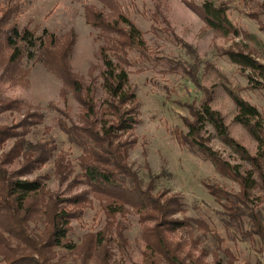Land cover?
<instances>
[{
    "label": "rangeland",
    "instance_id": "374dc122",
    "mask_svg": "<svg viewBox=\"0 0 264 264\" xmlns=\"http://www.w3.org/2000/svg\"><path fill=\"white\" fill-rule=\"evenodd\" d=\"M188 1L199 6L208 0ZM209 1L227 6L237 34L210 28L187 0H118L142 31L145 53L132 52L127 66L138 96L139 122L111 140L138 187L162 206L176 197L175 207L170 202L158 211L148 197L129 191L130 181L124 184L127 189L111 187L102 193L83 168L92 162L80 142L86 135L83 129L98 131L108 98L98 79L103 40L99 30L87 23L85 6L104 10L110 19L112 11L99 0H0V17L5 8L15 7L8 23L35 29L37 36L48 30L61 37L74 28L77 40L69 66L84 90L89 85L95 88L97 114L86 118L75 92L64 91L63 81L38 60L37 48L21 61V70L14 75L18 79L0 65V99L8 103L0 113V125L16 134L0 141V157L16 146L5 166L18 178L39 179L45 185L35 208L52 202L53 209L70 212L67 237L49 253L48 264H173L172 256L185 264H264V175L251 161L258 143L235 120L238 109L228 91L255 105L264 125V82L258 83L262 79L256 72L223 54L230 48L241 50L264 63V0ZM192 66L200 85L186 74ZM205 101L221 113L229 136L247 152L226 141L210 123L196 124L201 129L191 144L182 141L189 133L188 123H196L194 111ZM70 129L78 134L76 138L68 133ZM198 142L239 165L242 172L253 171L257 186L249 201L239 200L240 184L218 172ZM98 152L103 163L112 157ZM215 188L219 196L213 194ZM36 217L29 221L34 235L46 226L45 215ZM172 221L183 225L175 227Z\"/></svg>",
    "mask_w": 264,
    "mask_h": 264
},
{
    "label": "trees",
    "instance_id": "16d2710c",
    "mask_svg": "<svg viewBox=\"0 0 264 264\" xmlns=\"http://www.w3.org/2000/svg\"><path fill=\"white\" fill-rule=\"evenodd\" d=\"M99 1L112 11L114 18L110 19L104 10L90 5L85 6V17L88 24L99 30L98 37L103 40L99 47V59L101 60L102 69L98 79L101 80L100 85L108 98L103 102L104 106L98 131H92L89 128L83 129L86 134L84 136H88L93 141L89 144L90 140L84 137V140L88 143L86 145L83 139L80 140L87 147V157L90 161L92 160L91 163H84L83 165L85 176L92 185H97L96 187H99L102 193H108L111 187L127 189L124 184H126V181L127 183L130 181L133 189L129 191L134 192L136 190L144 198L148 197L149 200H152L150 206L154 209L158 211L163 210V208L167 209L170 202L175 207L176 197L167 200L166 205L162 206L159 201L157 202L149 196L147 191L138 187L136 176L122 162V154L117 146H113L114 143L111 139L117 136L119 131L129 132L139 122L138 96L136 91L131 88L127 66L131 64L129 56L132 52H139L140 55L145 53V41L142 31L122 9L118 0ZM187 2L200 13L210 28L224 35L239 32L228 20L225 4L217 6L214 2L208 0L197 6L191 1L187 0ZM14 10L15 7L13 10L5 8L4 16L0 17V65L5 67V73L13 79H18L14 75L17 74V70H21L19 68L21 61L27 54L32 55L33 49L37 48L38 60L63 81L64 91L72 89L78 96L85 108L84 116L89 118L96 115L95 88L89 85L84 90L82 80L72 72L69 66L68 57L77 40L75 29H70L61 37L48 30H44L42 35L37 36L35 29L28 26L20 28L17 24L10 25L8 23ZM223 54L243 69H251L256 72L262 79V82L258 81V83L264 82V63L252 54L231 48L224 50ZM185 71L200 85L199 78L195 73L196 66L189 67ZM22 74L21 76H25L27 73ZM251 79H253L252 76ZM94 82H97L96 78L93 79ZM83 91H85V96L81 95ZM228 91L238 109L235 120L244 125L258 143L257 154L251 156V161L263 176L264 125L261 113L255 105L249 103L232 89L228 88ZM7 105L8 103L5 100L0 99V113L8 109ZM193 115L196 118V123H188L189 133L182 137V141L188 139V144H191L192 137L198 133L201 125L210 123L226 141L234 144L243 152H247L241 144L229 136L223 116L220 112L212 109L208 101H205L200 109L194 111ZM196 124L200 127H197ZM68 133L73 138L78 135L72 129ZM14 135L16 134L0 125V141L14 137ZM106 144L109 145V149L104 146ZM199 144L200 151L214 163L218 172L240 184L242 194L239 200L243 203L249 201L251 198L250 191L257 186L253 171L242 172L239 165L222 159L211 147L205 146L201 142ZM16 149V146H14L9 153L4 155V158L0 157V264H48L50 260L49 253L67 237L70 212L53 209L52 202H45L42 204L43 206L35 208L45 185L39 179L18 178L15 172L5 166L6 163L11 161L12 154ZM98 150L112 154V157L108 162L103 163L101 154L98 155ZM25 155L27 156L28 153ZM100 163H108V165L103 166ZM213 194L219 196L220 190L213 189ZM38 213L45 215L46 226L40 234L34 235L32 230L29 229V221L37 219L36 215ZM170 223H174L175 227L183 225L180 221ZM163 245L167 255H170L171 251L168 250L166 244ZM71 247L73 249V246ZM172 263L185 264L176 256H172Z\"/></svg>",
    "mask_w": 264,
    "mask_h": 264
}]
</instances>
